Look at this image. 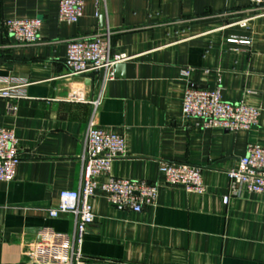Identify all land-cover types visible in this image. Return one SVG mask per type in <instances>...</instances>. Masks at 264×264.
<instances>
[{
    "label": "crops",
    "instance_id": "obj_1",
    "mask_svg": "<svg viewBox=\"0 0 264 264\" xmlns=\"http://www.w3.org/2000/svg\"><path fill=\"white\" fill-rule=\"evenodd\" d=\"M23 17L41 21L37 44L18 45L2 28ZM106 31L112 55L127 57L123 76L104 86L103 70L67 76L68 41ZM15 80L27 83L17 110L0 99V128L13 132L20 159L14 180L0 181V264H30L27 252L43 227L72 231L71 214L48 212L60 191L78 189L90 102L98 98L95 124L125 139L109 177L159 188L140 213L102 196L89 200L87 264H264V196L242 188L222 202L227 171L249 145L264 143V10L249 0H83L80 20L67 24L55 0H0V86ZM191 86L259 109L256 125L230 132L184 118ZM73 91L87 103L68 101ZM161 162L200 168L203 191L166 185Z\"/></svg>",
    "mask_w": 264,
    "mask_h": 264
},
{
    "label": "built area",
    "instance_id": "obj_2",
    "mask_svg": "<svg viewBox=\"0 0 264 264\" xmlns=\"http://www.w3.org/2000/svg\"><path fill=\"white\" fill-rule=\"evenodd\" d=\"M58 21L77 24L82 16L83 0H55ZM252 8L264 10V0H249ZM246 21H240V27ZM41 21L35 17L10 18L2 22V28L18 45H34L40 41ZM65 68L67 76H93L103 70L102 85L114 78V66L127 59L124 55H112L110 32L90 37L70 39L67 43ZM180 76L188 81L189 69H182ZM25 81H7L0 86V99L8 102V112L17 110V103L25 99ZM101 95V91H100ZM99 95V96H100ZM99 98L91 101L94 110L88 122L80 157L81 173L77 190L58 193V205L49 210L48 216L56 218L59 213L73 216L70 233L56 232L49 227L41 228L36 240L27 252L30 264H87L81 251L88 226L94 222L89 200L102 196L108 204L134 213L154 205L159 185L146 181L111 178V163L124 155L123 136L108 132L94 122ZM68 101L87 103L73 91ZM182 116L196 119L203 129L219 128L230 132L248 131L256 125L260 111L243 103L223 101L218 88L187 87L182 99ZM17 140L12 131L0 128V181L14 180L19 163ZM168 186L182 187L187 192L201 193V169L187 164L161 162L158 167ZM229 185L222 198L224 205L244 188L250 193L264 196V143L249 145L236 166L226 173ZM105 177V181L99 179Z\"/></svg>",
    "mask_w": 264,
    "mask_h": 264
},
{
    "label": "water",
    "instance_id": "obj_3",
    "mask_svg": "<svg viewBox=\"0 0 264 264\" xmlns=\"http://www.w3.org/2000/svg\"><path fill=\"white\" fill-rule=\"evenodd\" d=\"M123 71H124V64H116L114 66V77H122L123 76ZM92 83L91 80H89V85ZM192 87V86H191ZM192 88H196V87H192Z\"/></svg>",
    "mask_w": 264,
    "mask_h": 264
}]
</instances>
